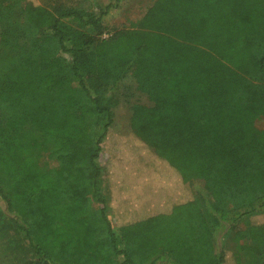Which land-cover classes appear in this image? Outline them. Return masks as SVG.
<instances>
[{
	"label": "trees",
	"instance_id": "16d2710c",
	"mask_svg": "<svg viewBox=\"0 0 264 264\" xmlns=\"http://www.w3.org/2000/svg\"><path fill=\"white\" fill-rule=\"evenodd\" d=\"M120 3L0 0V199L26 264H264V0H152L104 36ZM127 75L151 104L121 134Z\"/></svg>",
	"mask_w": 264,
	"mask_h": 264
},
{
	"label": "rangeland",
	"instance_id": "374dc122",
	"mask_svg": "<svg viewBox=\"0 0 264 264\" xmlns=\"http://www.w3.org/2000/svg\"><path fill=\"white\" fill-rule=\"evenodd\" d=\"M41 4L51 9L61 6L93 7L95 11L106 7L113 0H39ZM152 0H121L120 5L114 8L105 18L107 36L112 30L129 27L132 22L139 19L147 10ZM117 92L118 103L114 107V130L125 134L130 130L131 107L134 103L151 104L147 95L137 88V84L131 75H127L119 84ZM263 125L262 121L258 122ZM101 164L108 168L109 161L106 155L101 156ZM104 181L107 183L106 174ZM107 186V185H106ZM198 183L193 187L195 193ZM14 213V214H13ZM10 212L9 207L0 199V264H26L32 260L34 252L26 244V238L22 231H17L18 223L16 213ZM20 222V221H18ZM117 222V219H115Z\"/></svg>",
	"mask_w": 264,
	"mask_h": 264
},
{
	"label": "crops",
	"instance_id": "0c3cea01",
	"mask_svg": "<svg viewBox=\"0 0 264 264\" xmlns=\"http://www.w3.org/2000/svg\"><path fill=\"white\" fill-rule=\"evenodd\" d=\"M125 134H126V133H125ZM102 155H103V154H102ZM106 158H107V159H108V161H109V157H107V156H106ZM107 169L109 170V166H108V168H107Z\"/></svg>",
	"mask_w": 264,
	"mask_h": 264
}]
</instances>
